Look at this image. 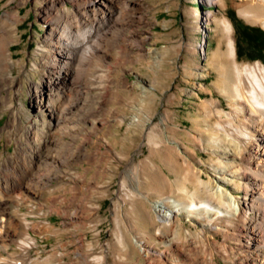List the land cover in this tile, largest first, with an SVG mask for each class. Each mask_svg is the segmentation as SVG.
<instances>
[{"label": "rangeland", "instance_id": "rangeland-1", "mask_svg": "<svg viewBox=\"0 0 264 264\" xmlns=\"http://www.w3.org/2000/svg\"><path fill=\"white\" fill-rule=\"evenodd\" d=\"M90 2L0 0L6 47L0 153L27 147L32 129L37 171L54 173L26 203L4 197L6 212L22 228L0 257L12 255L10 264H148L145 253L159 258L168 250L167 264L249 263L235 239L240 217L209 224L188 205L219 203L209 189L230 161L227 149L241 142L247 115L229 97L234 75L227 77L235 66L264 65V22L252 21L264 17V6L254 0H109L111 16L97 12L106 33L87 69L89 91L79 99L55 91V105L79 100L81 106L57 121L37 107L54 62L46 43L50 25L84 31L93 17ZM232 169L221 186L242 203L245 177ZM172 199L185 206L166 223L157 205L165 200L172 209ZM183 226L190 236H181ZM19 242L30 244L27 260Z\"/></svg>", "mask_w": 264, "mask_h": 264}, {"label": "bare ground", "instance_id": "bare-ground-1", "mask_svg": "<svg viewBox=\"0 0 264 264\" xmlns=\"http://www.w3.org/2000/svg\"><path fill=\"white\" fill-rule=\"evenodd\" d=\"M254 1L258 5L264 6V0ZM88 7L93 17L89 27L84 31L76 28L75 34H71L70 26L66 23L61 31L56 24L52 23L50 25V33L46 43L49 50L53 53L54 62H51L50 66L49 81L48 85L46 84L48 89L38 90L41 99H39V103L37 102V107L40 114H48L56 118L57 121L61 118L62 122H65L67 120L64 119L65 117L70 118L81 109L79 100H69L65 106H57L52 103V98L55 96V91L64 96L68 95L72 99H79L81 98L80 95L89 91L88 78H86L87 69L98 58L99 51L102 49V38L106 33V30L99 25L97 12L101 13L105 20L111 16L109 13V0H91ZM252 18V21L264 22V17L260 14L252 16ZM3 41V39L0 40V67L6 51ZM231 54L232 52L230 51L228 55L231 56ZM235 67L230 68V78L227 77L233 80L231 75H234L229 97L240 103L246 110L247 115L242 120L244 135L240 143H238L239 140L237 142L235 140L234 142L232 141L234 143L232 145L233 148L226 151L230 161L226 167L218 169V184L209 189L211 195L220 204L206 200L200 203H192L188 206L193 207V211L190 212L196 213V216L206 214L209 224L217 219L224 220L225 218L240 217L242 223L239 222L241 225H239L235 234V239L239 241L240 251L247 256L246 260L249 263L246 262V264H264V65L255 63L245 65L241 69ZM34 138L35 133L30 129L27 134V147L16 148L14 153L9 156H2L0 153L3 158H6L4 163H2L3 166L0 167V232L2 230L0 235L3 234L0 236V250L5 253H7L6 248L11 241V237L18 235L19 229L22 228L20 226L22 223L19 224L13 221L11 216L8 215L5 203L7 199L5 198L6 200H4V197L9 195L14 198V203H26L27 199L40 194L42 187L50 181L52 174L54 175L51 172L38 173L35 163L36 155L32 151L33 149L36 150L35 146H33ZM36 151L38 152L39 150ZM44 157L43 162L49 163V156ZM235 160L238 161L235 162ZM57 161H59L58 158ZM235 166L242 169V173H238V176L242 174L245 177V184L242 188L245 197L242 203L237 202L238 200L235 199L231 192H229L227 197L224 191L226 189L221 186L228 183L224 175L226 173L233 174L232 170L234 168L232 169V167ZM247 196L249 197L247 198ZM172 200L175 203L172 209L169 208L170 206L165 200L160 201L157 205L159 214L166 223L175 221L185 206L183 203ZM251 210L254 211V215L249 218L246 217V213ZM191 216L193 217V215ZM184 230L187 232L181 231V236L187 237L190 234L188 232L189 229L184 227ZM17 245L20 254L27 260L31 248L30 244L19 242ZM140 251L145 253V247H141ZM168 252L167 250L164 254L166 253L167 255ZM164 254L159 256V258H153L147 252L145 257L148 264H167ZM12 261V255L0 257V262L10 264ZM231 264L236 263L232 262Z\"/></svg>", "mask_w": 264, "mask_h": 264}, {"label": "trees", "instance_id": "trees-1", "mask_svg": "<svg viewBox=\"0 0 264 264\" xmlns=\"http://www.w3.org/2000/svg\"><path fill=\"white\" fill-rule=\"evenodd\" d=\"M259 49H262V46H260V48Z\"/></svg>", "mask_w": 264, "mask_h": 264}]
</instances>
